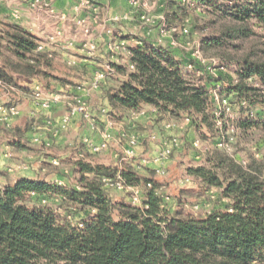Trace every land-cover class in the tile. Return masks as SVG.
<instances>
[{"label": "trees", "instance_id": "trees-1", "mask_svg": "<svg viewBox=\"0 0 264 264\" xmlns=\"http://www.w3.org/2000/svg\"><path fill=\"white\" fill-rule=\"evenodd\" d=\"M192 1L215 16L207 25L216 31L202 34L199 46L203 56L218 59L215 68L201 67L203 60L187 53L183 61L193 70H185L171 47L143 42L126 48L128 64L114 66L126 77L104 94L117 116L144 107H156L160 118L187 116L208 154L207 164L190 173L218 187L225 208L187 214L184 204L169 201L155 170L145 167L143 174L131 160L106 165L83 154L71 167L77 178L71 187L46 178L62 175L64 160L42 161L37 179L0 183V264H264V152L239 160L229 149L239 136L264 128V49L245 48L257 35L252 23L264 26V0ZM173 6L185 10L179 2ZM7 26L0 32V88L17 87L15 74L62 81L48 70L55 54L38 52L40 40L22 26ZM233 63L230 78L226 69ZM213 86L220 87L219 99ZM29 129L13 128L11 144L32 151ZM118 175L126 186L139 187V203L112 198L105 180Z\"/></svg>", "mask_w": 264, "mask_h": 264}, {"label": "rangeland", "instance_id": "rangeland-1", "mask_svg": "<svg viewBox=\"0 0 264 264\" xmlns=\"http://www.w3.org/2000/svg\"><path fill=\"white\" fill-rule=\"evenodd\" d=\"M16 1H13V3H16ZM72 1L75 2L74 9L76 10V13H81V10H84V5L82 4L84 0ZM231 1L233 0H229V2ZM173 2L181 3V5L185 7V10L176 8L175 6H173ZM38 3L42 5V8H52L55 11L54 13L56 15H62L56 13L52 0H40ZM45 3H47L49 6H46ZM103 3H105L106 6H110L109 11L111 10V7L115 8L116 11L119 9L121 10L117 11V14L114 13V15H116V18H123L121 21H116L117 31H125L127 33L126 35L121 36V40L134 39L137 41L145 42L147 40L159 41V39H161L162 43L167 45V38L172 37L178 43H180L177 48L182 53L186 52L193 56L192 54L197 48V45H201L202 34H210L216 31L213 25H207L210 20L214 19L215 16L209 14L206 7H204L203 5H199L192 0H140V6L136 8L131 6L129 0H103ZM101 6L104 8L106 7L104 6V4H101ZM102 12L106 13V9H104ZM144 13L150 17L149 22H146L142 19V15ZM67 17L68 15H66V18ZM168 18L170 19V22L168 21ZM59 19L62 20L61 18ZM81 19L82 18L77 17L78 23ZM86 22L88 27H90L87 19ZM184 24H186L190 29V33L188 36H184L180 32H169V29H171L172 27H180ZM252 27L257 35L252 37L249 42L245 43V48L250 49L251 46L255 45V48L257 50H263L264 44L262 43L264 42V26L252 23ZM7 28L9 29L8 26ZM61 30L66 37L67 35L65 34L64 30ZM105 31L106 28L103 30V32ZM80 32H82L81 28ZM99 32L96 31L95 34H98ZM103 32L101 31V33ZM113 33L114 30L108 34L112 35ZM88 46L95 52L99 47L97 43H93L92 41L88 43ZM68 50L71 49H67L66 51ZM55 56L56 57L53 58V64L50 68H48V70L52 74L62 78V81L60 79H52L51 81H49L43 77H35V79L38 80L35 85H40L44 92L49 95L60 93L63 94V91L66 92L68 97H63L60 100L64 103V112H67L68 103L73 102L75 97H83L85 99V102L92 108L97 117H103V114L101 112V109L105 107V104L103 102V93L97 92L101 89H87L86 91L82 90V83L88 81L92 76L88 77L86 71L78 70V68H76V64L71 63L73 61H78L74 53L71 51L66 52V54L64 55L65 59L62 58L60 53L55 54ZM203 59L204 62H202L201 67H208V70L210 71L212 68H215V65L218 63L217 58L212 60L208 57L203 56ZM1 62L2 58L0 56V63ZM98 68L104 70L106 69V67ZM235 69H237V64H230L229 68L226 69L227 76H229L230 78L235 77ZM214 73L218 75L220 71L215 70ZM15 78L17 79L16 91L19 90V87H24V84L26 82L31 81V79L25 80L17 74H15ZM63 80L68 81V83H66L67 86L62 84ZM118 81V78L111 77L109 83L115 84ZM58 84H60V86H58ZM216 85L218 86L219 84ZM56 87H58V89ZM214 87L216 86H213L212 89L215 91ZM28 89L31 90L30 88ZM5 92L6 91H4V89L0 88V101H4V98L2 97L6 94ZM19 96L20 95H15V97H11L13 101L18 105V107L22 102L20 101ZM219 97L220 96L218 94V99ZM217 105H219V101L217 102ZM19 110L21 114L22 110L20 109V107ZM229 112H231L232 116L235 117L236 113L234 110H229ZM51 115L54 116V114ZM110 115L113 117V121L115 123L112 131L116 130L115 127H118L123 119V116L124 118L129 120V123L124 121V123L119 126L118 133L110 132V142L106 149L95 154L85 151L83 153L84 158L93 160L96 163L102 162L106 165H115L114 163L117 161L115 154H118L120 159L125 157V150L123 149H126L128 146L127 141L121 135V131L123 130L129 133L137 134L138 137H140L139 143L134 147V156L132 157V159H130L136 165L141 163L142 165H144L143 163H149L150 165H153L152 161L155 153L159 149H161L163 145H165L163 143L168 142L171 146H173V151L168 161L165 163L166 173L163 175L153 176L160 183V185H162V191L169 197V201L172 204H175L177 202L184 204L185 212L195 217L204 216L208 211L225 208L228 200L221 197L220 189L218 187L207 186L202 181V179L197 178L190 173L191 167L207 164L206 159L208 157V154L205 152L207 142L204 141L203 138H201L200 134H198L195 127L192 126L191 120L187 116L177 119L170 117L160 118L157 115L156 117H154L151 112L147 111L146 115L142 116L144 120H146V124H138V122L134 120L135 117L133 118L132 113L129 115H123L118 112L117 116L113 113L111 114L110 112ZM142 117L140 118L141 120L143 119ZM169 121L173 122L174 126L171 130H165L164 123ZM33 125H36L37 127L41 126L40 130L43 132L45 131L43 127L44 123L40 121H37L36 123L35 120H26L25 126L23 127L32 129ZM97 127L98 129L100 128L99 119L97 120ZM68 130L69 129L62 130V134L67 135V133H69ZM1 134L3 135V139H0L2 140V143H4L6 139L12 138L10 131H7L6 129H3V133L1 132ZM206 134L211 138V135L213 133L206 129ZM153 135H156L157 138L153 139ZM73 139L74 138L69 137L68 141L64 144V146H61L60 149L56 147L47 148L45 145L40 146L39 142L33 144L30 141H27L30 147H34L32 152H41L43 153L42 155H45L46 159L50 157L52 160L61 159L65 161L66 167L63 170L64 173L62 175H57H59L58 178L63 180L64 183L70 187L75 186L77 183L76 175L73 173L71 167L72 165H74L78 158H81L79 157V155L74 154V151L85 147L83 145V139H80L79 136L75 138V143L70 145L69 142ZM196 140L200 141L199 148L194 146V142ZM176 142L180 144V147H176ZM230 151L239 160L248 159L249 155L251 154H254L256 157L260 158L264 152V128L254 129L246 137L239 136L238 142L231 146ZM126 161L128 160L121 161V166ZM118 162H120L119 159ZM27 164L29 166V169H34L32 168V162H29ZM143 169L145 168L143 167L140 170H142V173L145 174L146 170L143 171ZM57 175L55 176L54 174H51L46 176V178L50 180L57 177ZM186 177H189L190 181L182 183L181 180H184ZM110 191L114 200H127L135 203L138 196V194H136L132 190H119L113 188ZM139 202L140 198L136 203ZM60 212L64 213L63 210H60Z\"/></svg>", "mask_w": 264, "mask_h": 264}, {"label": "crops", "instance_id": "crops-1", "mask_svg": "<svg viewBox=\"0 0 264 264\" xmlns=\"http://www.w3.org/2000/svg\"><path fill=\"white\" fill-rule=\"evenodd\" d=\"M13 1L16 0H0V32L4 31L7 28V24L12 23L22 26L27 31L36 36L39 40H44L48 35L54 33L56 30L63 29L65 34L67 35V38H77L76 46L68 51L73 52L75 57L78 59V61L76 62V68H78V70L86 71L88 77L92 76L94 74V71L99 69L98 67H105L107 64H111L113 67L115 65L128 64L127 51L124 49L118 53L111 51L112 43H122L126 47L143 45V41H137L134 39L121 40V36L126 35L127 33L125 31H117V22L114 20V18L116 17L114 13L117 14V11L121 10L119 9L116 11L115 8L111 7V10L109 11L110 6H106V4L103 3V0H101L102 2L100 0H90L91 3L89 5H85L84 10H81V13H76V10L74 9L75 2L72 0H52L56 13L68 15V17L64 20H60L56 15H52V8H42V5L38 3L40 0H18L16 1V3H13ZM101 4H104V6L106 7H102ZM15 8L19 9L22 13V18L20 20H14L12 18L11 13ZM104 9H106V13L102 12ZM77 17H80L82 19L85 18L88 20L91 27L89 35L85 36L82 32H80L81 27L79 26ZM105 28L106 31L103 32ZM107 29H110L111 31L114 30V33L112 35H109ZM96 31L100 32L98 34H95ZM101 31L103 33H101ZM172 39L174 38H167V45L164 43L159 44L157 43V40H147L145 41V43L154 46L171 47V51L174 53V55H176L178 61L181 62L182 67L185 70L192 71L193 66L191 67L189 63H185L183 61L187 53H182L177 47H174L172 45ZM86 41L97 43L99 46L98 50L95 52L87 47L86 49L81 48V45ZM47 49L52 51L54 54L60 53L62 58H64V55L66 54V52H68L66 51L67 49L60 48L59 46H53L51 44H48ZM54 57L56 56L54 55ZM111 77H116L119 80H122L126 76L124 73L115 70V72L111 74L106 81H104L101 90L97 91L99 93H103V102L105 104V107L109 111L110 106L104 94V91L109 86L114 85V83H109ZM37 81L38 80H36L35 78H32L31 81L24 84V87L26 86L32 90ZM58 86H60V84H58ZM56 88L58 89V87ZM5 93L6 94L2 97L4 98V102L11 100L13 97H15V95H20V101L22 102L19 104V107L22 111L20 116L13 119L12 126L9 128L6 127L4 122L0 119V131L2 133L3 129H6L7 131H10V133H12V129L16 126L23 127L26 123V120H35L36 123L37 121L44 123L43 127L45 131H41V126H38V130L36 132V135L40 137V146L45 145L47 148L56 147L60 149L61 146H64V144L68 141L69 137L74 138L69 142V144L71 145L75 143L74 140L78 136L80 137V139H83L84 137H92L96 142H100L102 140L103 131L106 129L105 117L99 118L100 128L97 130H92L88 123H86V121H84L80 115H77L74 117L72 124L68 128L69 133H67L66 135L62 134L63 131H60L59 136L55 137L53 134L55 127L59 125L63 115L66 113L64 112L65 106L62 101L55 102L50 109H43L33 102L32 94L21 90V88L18 91H6ZM7 94H9L10 96ZM150 108L151 107H144V109L146 110H149ZM51 114H54L55 117ZM152 114L154 115V117H156L154 113ZM141 117L142 116L137 117L134 120L138 122V124H143L146 122V120H144L143 117V119L141 120ZM124 121L129 123V120L123 118L118 127H115L116 130L112 131V128L109 129L108 132L118 133L119 126H121ZM32 135V129H29L25 134L26 139L27 141L36 144V142L32 140ZM1 139H3V135ZM48 142H50V145H47ZM11 143L12 138L6 139L4 143H2V140H0V183L2 185L14 184L20 177L37 179L39 177L37 170L39 164L42 161H59L56 159L52 160L50 157L46 159L45 155H42L43 153L38 151L32 152L21 150L18 147L13 146ZM85 151L90 152L86 149V147H83L74 151V154H77L79 155V157H81V155H83ZM115 156L117 161L114 164L116 166H121V161H125L124 157L120 159L118 154H115ZM117 158L120 162H118ZM89 161L94 162L93 160ZM29 162H32V168L34 169H23V166L28 165L27 163ZM134 165L136 164L134 163ZM145 167L151 168L152 166L145 165ZM56 178H58V175L57 177L50 180Z\"/></svg>", "mask_w": 264, "mask_h": 264}, {"label": "built area", "instance_id": "built-area-1", "mask_svg": "<svg viewBox=\"0 0 264 264\" xmlns=\"http://www.w3.org/2000/svg\"><path fill=\"white\" fill-rule=\"evenodd\" d=\"M130 4L132 7H139L140 6V0H129ZM91 3L90 0H84L83 1V5H89ZM46 6H49L47 3H45ZM51 13L52 15H56L54 13V11L51 9ZM12 18L14 20H20L22 18V13L19 9L15 8L12 11ZM57 17L61 18V19H66V15L62 14L61 16L56 15ZM123 18H114L115 21H121ZM142 19L146 22L150 21V17L147 14H143L142 15ZM164 20V18H163ZM80 27L82 32L84 33L85 36L90 34V27H88L86 19H81L79 21ZM107 32L110 33L111 30L107 29ZM169 32H175V33H181L184 36H188L190 33V29L189 27L185 24L183 26L180 27H172L171 29H169ZM77 40L76 38H67L64 36L63 31L62 30H56L54 33L48 35L44 40H41L39 42V45L37 46V51H49L52 52L50 50L47 49L48 44H51L53 46H59L60 48L63 49H72L76 46ZM89 42H84L81 45V48L85 49L86 47L89 48L88 46ZM157 43L162 44V40L159 39V41H157ZM172 45L174 47H177L178 45H180V43H178L175 39H172ZM126 46L122 43H112L111 44V51H114L115 53L121 52L123 49L126 50ZM193 57H195L196 59H200L203 60L202 55H201V51H200V47L199 45H197V48L195 49V51L193 52ZM73 64H76V61L71 62ZM190 66L192 67V65L190 64ZM106 69H97L94 71V74L92 75V77L88 80L82 83L83 89L84 91H86L87 89L91 90V89H101L102 84L104 83V81H106L107 77L111 74H113L115 72V68L111 65V64H107ZM132 68V67H131ZM9 91H16L17 87L14 85H10L8 86ZM80 88V87H79ZM220 87L215 89V93H217V91L219 90ZM66 98L68 97L66 92L63 91V94H46L44 92V90L41 88L40 85H35L32 89V98H33V102L40 106L43 109H50L52 107V105L57 102L60 101L62 98ZM228 110H230V108H228ZM149 111L151 113L156 114L158 112V109L156 107H151L149 110L146 109H142L139 112H135L133 113V118L136 119L137 117L140 116H144L146 115V112ZM101 112L103 114V117L106 118V129L103 131V137L102 140L100 142H95L93 140L92 137H84L83 138V144L86 147L87 150H89L92 153H98L104 149H106L109 145L110 142V133L108 132L109 129L114 128L115 123L113 121V117L110 115L109 110L106 107H103L101 109ZM20 115V110L19 107L16 103H12L10 105H7L5 102L0 101V119L4 122V124L6 125V127H11L12 126V122L13 119H15L16 117H18ZM80 115L84 120L87 121L88 125L90 126V128L92 130H97V120L99 119L97 117V115L95 114V112H93L92 108L85 102V99L83 97H75L73 102H69L68 103V110L67 112L63 115L60 123L58 126L55 127V130L53 132L55 137H58L60 134V131L62 130H66L69 128V126L72 124L73 119L75 116ZM174 124L173 122L169 121L164 123V129L165 130H171L173 128ZM38 127L36 125H33L32 127V140L34 142H39L40 137L38 135H36ZM1 131H0V139H1ZM121 135L123 136V138L127 141V148L125 149V157L124 160H130L132 159V157L134 156V147L139 143L140 141V137H138L137 134L134 133H129L126 131H121ZM157 138L156 135H153L152 137ZM165 145H163V147L161 149H159L154 157H153V165H151L152 169L155 170V172L159 175H163L166 173V165L165 163L168 161L169 157L172 154L173 151V146H171L168 142L163 143ZM176 147H180V144L178 142L175 143ZM47 145H50V142L47 143ZM220 145H222V143H220ZM194 146L199 148L200 147V141L196 140L194 142ZM230 149V148H229ZM81 154V153H80ZM54 163H57L54 161ZM144 165L138 164L135 165L138 169H141L142 167H145V165H150L149 163H143ZM23 169H29L28 165H24ZM106 186L107 187H111V188H116L119 190H132L134 191L136 194H138L137 198H136V202L139 199V193H140V189L139 187H128L124 184L122 178L120 175L117 176V178L114 179H106ZM190 178L186 177L184 180H181L182 183H186L189 182ZM51 183H55L58 185H65L64 181L61 180L60 178H56L51 180ZM43 202L45 203V200H43ZM135 202V203H136Z\"/></svg>", "mask_w": 264, "mask_h": 264}]
</instances>
